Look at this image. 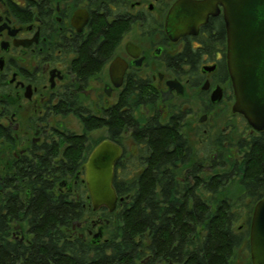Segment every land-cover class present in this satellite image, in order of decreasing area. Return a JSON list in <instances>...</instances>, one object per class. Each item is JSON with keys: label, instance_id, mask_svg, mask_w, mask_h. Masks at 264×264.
I'll return each instance as SVG.
<instances>
[{"label": "flooded vegetation", "instance_id": "af4514ba", "mask_svg": "<svg viewBox=\"0 0 264 264\" xmlns=\"http://www.w3.org/2000/svg\"><path fill=\"white\" fill-rule=\"evenodd\" d=\"M194 1L201 0H0V208L14 190L30 197L29 186L13 184L15 176L60 177L56 195L89 194L84 164L104 139L122 150L115 177H172L175 152H182L185 173L205 178L242 156L264 130L233 110L223 6L204 22H183L185 3ZM230 110L228 131L221 126L214 138ZM164 127L176 138L158 164L150 144L153 130ZM70 151L81 164L47 169V161ZM173 188L157 183L156 195ZM91 206L94 215L75 220L72 235L96 244L106 239V221ZM9 220L10 241L31 242L28 219ZM242 253L253 264L251 249Z\"/></svg>", "mask_w": 264, "mask_h": 264}, {"label": "trees", "instance_id": "16d2710c", "mask_svg": "<svg viewBox=\"0 0 264 264\" xmlns=\"http://www.w3.org/2000/svg\"><path fill=\"white\" fill-rule=\"evenodd\" d=\"M175 138L167 127L153 130L150 145L158 153L154 163L163 161ZM242 153L205 178L192 171L185 173L188 161L182 152H175L172 177H156L149 171L142 176H116L117 208L95 211L106 221V239L96 244L72 235L75 220L94 215L86 189L79 190L77 200L68 193L55 194L53 185L60 177L15 176L13 184L29 186L31 194L24 198L14 190L4 197L0 264H238L236 250L250 248L254 206L264 196V131L252 136ZM79 160L70 151L64 160L47 161L46 165L55 169ZM157 183L173 184L174 188L156 195ZM236 188L241 193L235 198ZM17 214L28 219L29 232L34 234L25 245L8 238L10 216ZM238 218H244L245 224L236 226Z\"/></svg>", "mask_w": 264, "mask_h": 264}, {"label": "water", "instance_id": "95a60500", "mask_svg": "<svg viewBox=\"0 0 264 264\" xmlns=\"http://www.w3.org/2000/svg\"><path fill=\"white\" fill-rule=\"evenodd\" d=\"M183 4V3H181ZM180 3L173 8L179 9ZM223 6L227 28L228 67L236 91L234 111L242 113L253 129L264 130V0H201L185 3L183 22L195 17L200 22ZM119 60L116 59L112 68ZM121 148L104 139L94 147L84 166L86 183L95 210L107 207L113 212L119 196L114 185L115 162ZM120 199H123L122 197ZM102 236L100 228L95 237ZM253 264H264V196L254 206L250 224ZM97 241V240H96Z\"/></svg>", "mask_w": 264, "mask_h": 264}, {"label": "rangeland", "instance_id": "374dc122", "mask_svg": "<svg viewBox=\"0 0 264 264\" xmlns=\"http://www.w3.org/2000/svg\"><path fill=\"white\" fill-rule=\"evenodd\" d=\"M230 116H231V110L229 112L224 113V115L222 116L223 118L218 120L217 126L215 127L216 131L213 135L214 138L219 136V134L221 132V126H226V129H224L223 132L228 131V129H229L228 125H230ZM67 120L69 121L70 125L75 124V121L73 120L72 117L67 118ZM232 187H235V185H233ZM240 193H241V188H236L233 196H235V198H236L240 195ZM243 224H245L244 218H238L237 221L235 222L236 226L243 225ZM243 249H245L244 246L237 248V250H236V255L234 257V260H236L238 262V264H246L247 263L245 261L246 257H244V254L242 253Z\"/></svg>", "mask_w": 264, "mask_h": 264}]
</instances>
